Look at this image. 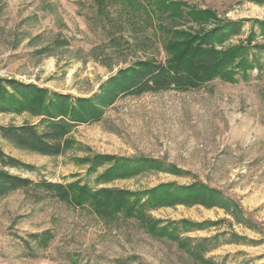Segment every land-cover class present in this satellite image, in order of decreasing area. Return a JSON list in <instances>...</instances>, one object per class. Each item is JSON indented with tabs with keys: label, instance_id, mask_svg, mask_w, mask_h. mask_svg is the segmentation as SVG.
Instances as JSON below:
<instances>
[{
	"label": "rangeland",
	"instance_id": "obj_1",
	"mask_svg": "<svg viewBox=\"0 0 264 264\" xmlns=\"http://www.w3.org/2000/svg\"><path fill=\"white\" fill-rule=\"evenodd\" d=\"M135 1L0 0V77L70 94L74 100L99 93L109 77L134 60L163 61L161 22H167V12L160 14L146 0ZM180 1L210 8L219 17L264 19V2ZM249 27L246 23L242 36L225 45L243 38ZM177 28L197 26L189 21ZM256 40L264 43L262 37ZM26 122L39 118L0 112V125ZM67 137L74 144L60 155L0 138L5 155L32 166L4 168L34 183L78 181L93 189L140 191L160 183L201 182L238 204L246 222H237L223 207L201 204L160 206L148 213L202 223L183 237L219 235L220 244L206 257L224 264H264V65L234 82L217 77L192 89L118 95L99 120L76 124ZM95 154L150 158L184 173L148 168L100 182L98 174L108 164L90 171ZM44 230L53 237L41 247L30 235ZM0 264L194 263L174 242L149 235L133 218L119 215L105 222L90 208L71 206L32 184L0 197Z\"/></svg>",
	"mask_w": 264,
	"mask_h": 264
},
{
	"label": "trees",
	"instance_id": "obj_2",
	"mask_svg": "<svg viewBox=\"0 0 264 264\" xmlns=\"http://www.w3.org/2000/svg\"><path fill=\"white\" fill-rule=\"evenodd\" d=\"M146 2L148 5L154 4L161 11L160 14L167 12L166 16L163 15L167 22H161L166 36L164 49L167 54L163 61L153 57L134 60L109 77L101 85L99 93L90 98L77 97L74 100L70 94L14 78L0 77V112H27L39 118V122L34 124L26 122L21 125H0V138L40 154L60 155L74 144L67 137L71 128L78 123L99 120L103 108L118 95L192 89L217 77L234 82L238 77H246L250 70H261L263 67L261 56L264 55V43L256 38H264V19L219 17L210 8H199L180 0ZM137 5L144 6L141 2ZM189 21L197 28H177ZM246 23L250 24L246 35L236 43L225 45L226 41L242 36ZM0 163V197L34 184L71 206L90 208L105 222L119 215L133 218L149 235L174 242L194 264H224L212 257H206L209 251L220 244L219 235L204 238L183 237V232L199 229L202 223L187 219H157L148 213L149 209L176 204L220 206L237 222H246L238 204L224 197L218 190L198 181L188 185L160 183L140 191L121 188L93 189L78 181L66 184L50 181L34 183L27 177L12 174L4 167L32 169V166L5 155L1 150ZM105 164L108 166L97 177L100 182L130 177L148 168L177 175L184 173L172 165H163L158 160H136L109 154L93 155L89 159L88 169L91 171ZM30 237L39 246L45 247L53 234L44 230Z\"/></svg>",
	"mask_w": 264,
	"mask_h": 264
}]
</instances>
